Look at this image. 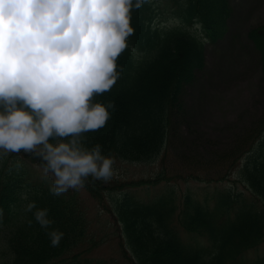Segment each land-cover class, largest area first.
<instances>
[{
	"label": "trees",
	"instance_id": "16d2710c",
	"mask_svg": "<svg viewBox=\"0 0 264 264\" xmlns=\"http://www.w3.org/2000/svg\"><path fill=\"white\" fill-rule=\"evenodd\" d=\"M172 1L181 8L184 20L207 8L205 0ZM152 16L153 9L147 0L132 12L136 48L146 56L139 59L124 52L118 58L123 67L121 78L109 92L95 97L101 102L114 101L116 109L111 111L105 127L85 134L86 147L99 143L103 155L133 163L157 158L168 134V114L172 108L176 110L178 94L204 62L199 38L173 28L160 29ZM249 37L261 52L264 72V24L251 30ZM238 150L239 145L233 146L224 155L228 158ZM32 159L42 163L33 154ZM16 162L12 161L14 169L9 170L7 162L0 161V208L8 214L7 221L0 220V264H46L70 253L85 240L87 221L75 195L60 198L40 184L24 185L22 172L17 170L22 167H16ZM239 175L264 200L262 147L257 157L248 159ZM164 176L159 172L154 180ZM85 185L100 202L105 196L110 198L109 206L104 204L103 208L113 214L119 226L124 242L122 255L129 264H239L237 254L264 236V215L238 206V201L228 194L210 209L205 203L190 199L189 194L177 202L175 197L166 195L154 203L143 204L126 196H112L115 185L100 186L89 179ZM32 202L35 207L27 210ZM44 208L54 220L48 229L34 218L35 211ZM177 227L193 240L182 244ZM52 229L64 233L58 247L50 245L47 233ZM199 238L209 242L210 247L198 248ZM79 255H72L77 264L83 259ZM82 263L110 264L100 259H85Z\"/></svg>",
	"mask_w": 264,
	"mask_h": 264
},
{
	"label": "clouds",
	"instance_id": "9594fccd",
	"mask_svg": "<svg viewBox=\"0 0 264 264\" xmlns=\"http://www.w3.org/2000/svg\"><path fill=\"white\" fill-rule=\"evenodd\" d=\"M144 2L0 0V158L39 157L54 196L82 189L89 177L116 175L115 158L99 143L86 147L85 134L105 127L116 109L95 97L121 78L118 58L135 33L132 12ZM34 218L45 229L54 224L46 208ZM47 234L52 247L64 236Z\"/></svg>",
	"mask_w": 264,
	"mask_h": 264
},
{
	"label": "rangeland",
	"instance_id": "374dc122",
	"mask_svg": "<svg viewBox=\"0 0 264 264\" xmlns=\"http://www.w3.org/2000/svg\"><path fill=\"white\" fill-rule=\"evenodd\" d=\"M231 1L235 9L231 24L235 36L231 41L225 36L214 45L206 46L209 64L193 86L186 89L184 114L178 107V113L182 114L171 117L173 131L162 153L164 161L145 165L115 160V177L149 176L162 164L173 175L196 171L205 178L216 176L224 171L218 165V160L225 159L224 150L237 137L238 142L248 137L250 130L264 121V77L253 59V51L248 49L244 55L240 51L245 46L247 27L264 23V0ZM197 184L191 180L181 182L179 187L194 188ZM81 198L95 237L93 245L100 244L92 249L91 255L111 258L117 254V244L114 240L102 241L103 236L100 237L103 232L98 220L104 218L99 215L101 208L87 192L81 191Z\"/></svg>",
	"mask_w": 264,
	"mask_h": 264
}]
</instances>
